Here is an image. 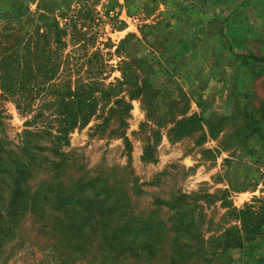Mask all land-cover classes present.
<instances>
[{
  "label": "rangeland",
  "instance_id": "obj_1",
  "mask_svg": "<svg viewBox=\"0 0 264 264\" xmlns=\"http://www.w3.org/2000/svg\"><path fill=\"white\" fill-rule=\"evenodd\" d=\"M106 254L264 264V0H0V264Z\"/></svg>",
  "mask_w": 264,
  "mask_h": 264
},
{
  "label": "trees",
  "instance_id": "obj_2",
  "mask_svg": "<svg viewBox=\"0 0 264 264\" xmlns=\"http://www.w3.org/2000/svg\"><path fill=\"white\" fill-rule=\"evenodd\" d=\"M74 120H75V119H74ZM76 123H77V118H76V121H74V123H72L71 126L75 125ZM110 247H112V246H110ZM110 247H109V250H112L113 247H112V248H110ZM106 257H107V254L104 256V259H105V260L103 259V260H104V263H106V264H110V261H109V260L106 261ZM108 261H109V262H108Z\"/></svg>",
  "mask_w": 264,
  "mask_h": 264
}]
</instances>
